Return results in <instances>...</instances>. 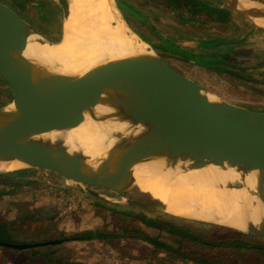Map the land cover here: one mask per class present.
Listing matches in <instances>:
<instances>
[{
	"label": "rangeland",
	"instance_id": "1",
	"mask_svg": "<svg viewBox=\"0 0 264 264\" xmlns=\"http://www.w3.org/2000/svg\"><path fill=\"white\" fill-rule=\"evenodd\" d=\"M117 1L134 35L175 72L230 103L264 110V31L207 0ZM256 1L264 4V0ZM0 2L38 34L51 41L60 40L65 15L59 0ZM194 48L202 52L196 55V61L184 54ZM10 100L8 88L0 82V108ZM13 173L17 175L2 179L15 180L13 184L0 185V194H5L0 197V224L11 228L17 245L43 244L88 230L112 237L50 245L35 251L0 246V264H9L12 257L17 261L12 264H39L41 260L45 264L44 256L51 255L65 264H194L165 251H155L153 245L144 242L142 233L159 236L172 246L179 244V238L160 233L161 227L156 228L139 216L189 230L203 240L251 244L250 248L235 249L188 242L183 249L207 259L202 262L264 264V240L260 238L130 204L113 188L91 189L96 196L46 171ZM126 210L134 215L127 217L130 213H124ZM194 253L190 254L197 257Z\"/></svg>",
	"mask_w": 264,
	"mask_h": 264
},
{
	"label": "water",
	"instance_id": "2",
	"mask_svg": "<svg viewBox=\"0 0 264 264\" xmlns=\"http://www.w3.org/2000/svg\"><path fill=\"white\" fill-rule=\"evenodd\" d=\"M103 1L112 17L114 48L77 49L38 72H31L26 64L6 54L14 48L15 41L6 29L0 28V82L11 94V100L0 108V158L16 165L9 171L0 170V174L46 171L78 190L97 196L91 189H112L120 178L116 169L131 151L152 143L156 145V154H160V145L165 141L171 144L174 153L188 150L224 159L236 167L237 176L226 185L243 197L241 210L227 205L212 222L198 220L264 240V180L257 171L258 161L264 158V110L223 100L175 72L156 55L159 70L155 76L133 47L135 35L118 1ZM207 1L264 31L263 3ZM59 2L66 16L67 4L64 0ZM2 8L7 7L0 2ZM38 37L46 44L62 45L60 40L51 41L40 34ZM38 49L39 46L29 47L27 53L32 55ZM168 75L173 81L191 83L195 93L188 95L178 90L174 82L164 80ZM44 76L50 77L67 97L77 93L118 126L113 136L107 135L101 141L92 157L70 159L65 152L57 154L22 136L23 129L30 125L29 115L33 114L40 128L50 125L37 118ZM33 246L9 245V248Z\"/></svg>",
	"mask_w": 264,
	"mask_h": 264
},
{
	"label": "bare ground",
	"instance_id": "3",
	"mask_svg": "<svg viewBox=\"0 0 264 264\" xmlns=\"http://www.w3.org/2000/svg\"><path fill=\"white\" fill-rule=\"evenodd\" d=\"M64 1L68 12L62 25L61 46L40 41L38 34L8 8L0 9V28L6 29L15 41L14 48L6 54L26 64L31 72H38L77 49L114 48L112 17L103 0ZM132 44L146 68L156 76L159 62L155 55L136 36H132ZM38 46L36 53H27L29 47ZM164 80L174 82L178 90L188 95L196 91L191 83L173 81L169 75ZM40 91L43 100L37 118L50 125L40 128L33 114L29 115L30 125L23 129L22 136L42 148L57 154L65 152L74 160L87 159L107 135L113 136L119 129L77 93L67 97L48 76L42 77ZM160 146V154H156V145L152 143L137 147L116 169L115 174L120 178L113 188L123 201L179 217L204 218L207 222H212L227 205L241 210L243 197L226 185L237 176L235 166L224 159L204 157L188 150L174 153L169 142L163 141ZM250 165L254 167L253 162ZM15 167L10 160L0 158V170ZM257 171L264 180V158L258 161Z\"/></svg>",
	"mask_w": 264,
	"mask_h": 264
},
{
	"label": "trees",
	"instance_id": "4",
	"mask_svg": "<svg viewBox=\"0 0 264 264\" xmlns=\"http://www.w3.org/2000/svg\"><path fill=\"white\" fill-rule=\"evenodd\" d=\"M224 11V10H223ZM220 11L221 14H225L227 13L226 11ZM219 12V10H218ZM17 175V173H3L0 174V185L4 184L5 182H9V185H11L12 182H14L15 180H2L4 177L8 178L10 175ZM13 184V183H12ZM5 194H0V197L4 196ZM115 207H120V208H128L130 209L132 206H128V205H123V204H115ZM124 213H130V211H124ZM126 214H123V216ZM129 215H134V214H128L126 215L127 217H129ZM124 216V217H126ZM126 217V218H127ZM140 218H142L144 221H147L150 223V225L155 226L156 228L160 229V233H164L166 235H174L177 236L179 238V244L177 246H172L170 244L164 243L161 241L160 237L156 236V237H152L150 235H146V234H141V236L143 237V241L147 242L151 245L154 246L155 251H165L167 253H169L170 255H174L175 258L179 259L180 261H186V262H193L194 264H208V261L206 258H202V256H199V254L194 253V252H189L184 250V247H187L189 244H193V245H198V244H203L204 246H210V247H214V248H250L251 246L244 243V242H236V241H229V242H216V241H209V240H203L202 237L199 235V237L193 233L190 232L189 230H184L182 228H178L175 227L173 225H170L168 223H164V222H159L153 219H147L145 217L139 216ZM112 237L111 234H106V233H102V232H94L91 230L88 231H84V232H77V233H73L70 236H65L63 238H61L60 240H51L49 242L43 243V244H35V246L31 247V248H27V249H32L33 251L37 250L39 247H46V246H50V245H61L64 243H75V242H91L94 241L96 239H103V238H110ZM19 242H17V240L13 237L12 235V230L11 228L4 224H0V246L2 247H9V245H17ZM20 245V244H19ZM27 249H17V250H23L26 251ZM258 249V248H257ZM190 253H194L197 255V257H194L193 254ZM45 257V261L47 264H65L59 261H56L55 259H53L52 257H54V255H51L49 257ZM205 259L204 262H202ZM202 260V261H201ZM69 264H80L77 262H70ZM162 264V263H159Z\"/></svg>",
	"mask_w": 264,
	"mask_h": 264
},
{
	"label": "flooded vegetation",
	"instance_id": "5",
	"mask_svg": "<svg viewBox=\"0 0 264 264\" xmlns=\"http://www.w3.org/2000/svg\"><path fill=\"white\" fill-rule=\"evenodd\" d=\"M202 52H200V51H198L197 49H195L194 48V50H192V51H188V52H186V53H184V54H186L187 55V58L189 57L190 59L191 58H195V61L199 58H196V55H200ZM236 232V231H235ZM247 244V243H246ZM248 245H251V244H248Z\"/></svg>",
	"mask_w": 264,
	"mask_h": 264
},
{
	"label": "crops",
	"instance_id": "6",
	"mask_svg": "<svg viewBox=\"0 0 264 264\" xmlns=\"http://www.w3.org/2000/svg\"><path fill=\"white\" fill-rule=\"evenodd\" d=\"M199 4L202 5L200 2H199ZM261 110H262V109H261ZM8 248H9V247H8ZM13 260H15L13 257L10 258L9 264H12V261H13ZM35 260H37V259H35ZM15 261H16V260H15ZM16 262H17V261H16ZM7 263H8V262H7ZM32 263H35V261H32ZM37 263H38V262H37ZM41 263L44 264L43 260L39 261V264H41ZM45 264H46V263H45Z\"/></svg>",
	"mask_w": 264,
	"mask_h": 264
}]
</instances>
